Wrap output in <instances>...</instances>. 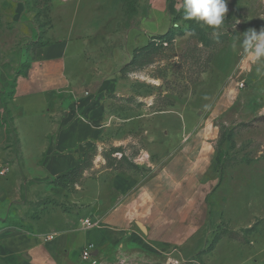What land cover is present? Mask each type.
Instances as JSON below:
<instances>
[{
	"label": "rangeland",
	"instance_id": "1",
	"mask_svg": "<svg viewBox=\"0 0 264 264\" xmlns=\"http://www.w3.org/2000/svg\"><path fill=\"white\" fill-rule=\"evenodd\" d=\"M145 3L0 0V182L7 192L0 229L62 231L60 264H264V60L252 64L241 47L245 31L264 29V0H227L217 30L186 19L181 0L170 23L173 39L153 40L144 65L108 90L124 97L108 95L112 109L131 120L115 119L73 182L58 185L46 175L37 155L45 124L30 126L11 102L18 86L31 92L48 85L30 59L34 46L71 39L67 72L87 79L94 55L101 63L118 33L129 29L124 50L145 44L148 38L130 29ZM113 50L107 78L121 58ZM99 85L66 88L53 117L64 123L74 101ZM179 148V164L171 167ZM139 185L138 196L125 200ZM123 200L127 207L113 211ZM114 212L131 232L84 242ZM85 218L95 226L82 227Z\"/></svg>",
	"mask_w": 264,
	"mask_h": 264
},
{
	"label": "crops",
	"instance_id": "2",
	"mask_svg": "<svg viewBox=\"0 0 264 264\" xmlns=\"http://www.w3.org/2000/svg\"><path fill=\"white\" fill-rule=\"evenodd\" d=\"M180 3L181 0H146L145 4H141L130 29L134 33L144 34L148 41L140 46L125 47L124 50L125 36L129 29L125 33H118L119 38H115L111 52L101 59V63L98 60L99 56L94 55L98 66L96 64L90 66L92 77L87 79L81 76L73 77L67 72V65L71 60L70 54L72 53V51L70 52L71 39H51L46 44L32 47L30 59L33 67L38 72L41 81L43 83L45 81L48 85L31 92H22L18 86L11 102L18 109L20 118L30 126H33L34 122L45 124L44 141L37 149V155L44 160V171L49 178L59 176L80 165L90 147L93 144H101L102 136L116 123L115 119L121 118L124 122L131 120L132 117L123 118L119 112L112 109L111 106L115 100L108 98V95L120 96L116 94L118 91L109 93L108 90L116 89L117 82L121 77L135 70L131 68L122 72L121 68L131 60L136 48L146 45L152 36L168 30L171 18L178 11ZM114 48L119 50L121 58L116 60L117 67H115L112 77L107 78L103 71L110 70L108 69L110 67H107L110 64V59L107 58L114 57ZM86 57L88 56L86 55ZM94 82H100L99 89L93 92L87 91L79 96L65 113L66 121L64 123L59 122V117H53L52 109L59 104L58 100H62L60 94L66 88L75 84H93ZM47 139L50 140V143H47ZM18 150L24 159L29 157L28 150L22 148L19 142ZM182 150L183 148H179L169 157V166L179 164L177 157ZM149 161L153 165V160ZM140 188L142 189L140 185L134 188L130 194L126 195L125 200L137 195ZM6 196L7 192L0 182V201L4 200ZM125 200L119 202L113 211L127 207ZM133 206L131 207L133 208ZM136 207V213H140L143 208L141 201L136 203ZM114 213L113 216H110L108 224L105 223L96 228L97 230L84 242L101 244L126 237L131 231L127 225H124L122 218H119L120 212ZM117 223L119 224L118 228L111 229L109 227ZM47 236L43 233L31 234L10 228L0 229V264H60V257L65 251L62 231L51 238Z\"/></svg>",
	"mask_w": 264,
	"mask_h": 264
},
{
	"label": "clouds",
	"instance_id": "3",
	"mask_svg": "<svg viewBox=\"0 0 264 264\" xmlns=\"http://www.w3.org/2000/svg\"><path fill=\"white\" fill-rule=\"evenodd\" d=\"M227 11V0H183L184 17L202 22L213 30L223 25ZM241 47L250 54L252 64L264 60V29L259 32L251 28L245 31Z\"/></svg>",
	"mask_w": 264,
	"mask_h": 264
},
{
	"label": "trees",
	"instance_id": "4",
	"mask_svg": "<svg viewBox=\"0 0 264 264\" xmlns=\"http://www.w3.org/2000/svg\"><path fill=\"white\" fill-rule=\"evenodd\" d=\"M173 18H174V16H172L171 20ZM157 38H158L159 42L169 43L173 39V35L171 33L170 27L168 28V30L166 32L152 36L146 45L139 47V48H136L134 50V53H133L131 60L122 66L121 71L122 72L128 71L131 68H135V67L144 65V63L147 61L146 60L147 57L151 54V52L154 49V43L152 41L157 39ZM46 43H48V42H46ZM46 43H44V44H46ZM41 45H43V44H41ZM86 156H87V153L84 157L83 162L80 165L71 168L70 170H68L67 172H65L59 176L53 177L52 182H54L58 185H62L66 181L73 182L75 180V177L78 174V172L84 167Z\"/></svg>",
	"mask_w": 264,
	"mask_h": 264
},
{
	"label": "built area",
	"instance_id": "5",
	"mask_svg": "<svg viewBox=\"0 0 264 264\" xmlns=\"http://www.w3.org/2000/svg\"><path fill=\"white\" fill-rule=\"evenodd\" d=\"M59 1H61V2H68V1H71V0H59ZM94 226H95V222L92 221L90 218H85L82 221V227H84V228H91V227H94ZM56 235H57V233L54 232L52 234H49L47 237L51 238V237L56 236Z\"/></svg>",
	"mask_w": 264,
	"mask_h": 264
},
{
	"label": "water",
	"instance_id": "6",
	"mask_svg": "<svg viewBox=\"0 0 264 264\" xmlns=\"http://www.w3.org/2000/svg\"><path fill=\"white\" fill-rule=\"evenodd\" d=\"M140 228H142V230H145V227L142 224H139Z\"/></svg>",
	"mask_w": 264,
	"mask_h": 264
}]
</instances>
